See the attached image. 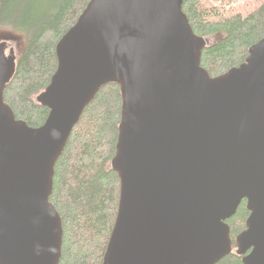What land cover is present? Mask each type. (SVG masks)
Listing matches in <instances>:
<instances>
[{"label": "water", "instance_id": "water-1", "mask_svg": "<svg viewBox=\"0 0 264 264\" xmlns=\"http://www.w3.org/2000/svg\"><path fill=\"white\" fill-rule=\"evenodd\" d=\"M184 0H91L55 47L57 68L33 101L31 128L3 92L18 55L0 41V264H59L61 218L49 202L55 166L85 107L105 85L121 99L111 170L119 202L102 264H217L232 253L264 264V39L245 62L211 78L208 38Z\"/></svg>", "mask_w": 264, "mask_h": 264}, {"label": "trees", "instance_id": "trees-1", "mask_svg": "<svg viewBox=\"0 0 264 264\" xmlns=\"http://www.w3.org/2000/svg\"><path fill=\"white\" fill-rule=\"evenodd\" d=\"M91 0H0V30L23 38L15 75L3 92L15 118L41 127L48 109L33 98L50 83L57 68L55 47ZM184 0L182 11L195 35L217 38L201 54L211 78L245 62L248 50L264 39V1L246 16L226 13L218 2ZM231 0H228L230 2ZM227 2V3H228ZM119 87L108 84L84 109L55 166L49 202L63 228L59 264H102L119 202V180L110 162L120 120ZM241 205L228 221L231 238L244 227ZM217 264H241L228 255Z\"/></svg>", "mask_w": 264, "mask_h": 264}, {"label": "rangeland", "instance_id": "rangeland-1", "mask_svg": "<svg viewBox=\"0 0 264 264\" xmlns=\"http://www.w3.org/2000/svg\"><path fill=\"white\" fill-rule=\"evenodd\" d=\"M263 1L264 0H231L230 2H228V0H226L223 2H218V4L221 5V8L226 13L240 14L242 16H246L247 14L255 11ZM208 39L210 43H213L217 38L210 37ZM15 40H17V43L13 42ZM0 41L6 42L12 45L13 47H15L16 44L19 45L18 54L20 53L23 42V38L21 36L12 34L9 31L0 30Z\"/></svg>", "mask_w": 264, "mask_h": 264}, {"label": "flooded vegetation", "instance_id": "flooded-vegetation-1", "mask_svg": "<svg viewBox=\"0 0 264 264\" xmlns=\"http://www.w3.org/2000/svg\"><path fill=\"white\" fill-rule=\"evenodd\" d=\"M14 43H17V40H15V41H13ZM6 45H7V50H6V53H10V51H12L13 53H14V56H17V54H18V52H19V45H15V47H13L12 45H10V44H8V43H6ZM243 206L244 207V211L246 212V215H245V217H244V227L240 230V232L234 237V238H231V227H230V225H229V223H228V221L236 214V212H237V210L239 209V207L240 206ZM236 212H235V214L231 217V218H229V219H227L226 221H225V223L227 224V226L229 227V231H230V238H231V241H232V255H234V256H236V257H238L239 259H240V262H241V264H242V258L244 257V256H247L251 251H252V249H250V250H248L244 255H242V256H238L237 254H236V250H237V247H236V242H235V239H236V237L238 236V235H240L241 233H243L246 229H247V227H246V221L248 220V218H249V216L251 215V211H249L248 209H247V200L246 199H242L241 201H240V203H239V205H238V207H237V209H236ZM230 254V255H231Z\"/></svg>", "mask_w": 264, "mask_h": 264}, {"label": "bare ground", "instance_id": "bare-ground-1", "mask_svg": "<svg viewBox=\"0 0 264 264\" xmlns=\"http://www.w3.org/2000/svg\"><path fill=\"white\" fill-rule=\"evenodd\" d=\"M101 89H102V88H101ZM101 89H100V90H101ZM100 90H99V91H100ZM99 91H98V92H99ZM98 92H97V93H98ZM91 102H92V101H90V103H91ZM90 103H89V104H90ZM89 104H88V105H89ZM88 105H87V106H88ZM87 106H86V107H87ZM86 107H85V108H86Z\"/></svg>", "mask_w": 264, "mask_h": 264}]
</instances>
